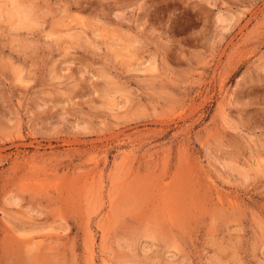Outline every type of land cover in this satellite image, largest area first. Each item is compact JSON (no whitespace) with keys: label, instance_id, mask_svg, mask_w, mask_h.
<instances>
[{"label":"rangeland","instance_id":"obj_1","mask_svg":"<svg viewBox=\"0 0 264 264\" xmlns=\"http://www.w3.org/2000/svg\"><path fill=\"white\" fill-rule=\"evenodd\" d=\"M0 264H264V0H0Z\"/></svg>","mask_w":264,"mask_h":264},{"label":"bare ground","instance_id":"obj_2","mask_svg":"<svg viewBox=\"0 0 264 264\" xmlns=\"http://www.w3.org/2000/svg\"><path fill=\"white\" fill-rule=\"evenodd\" d=\"M23 9V8H22ZM31 9H23L22 10V13H24V17H25V19L28 21V20H30V17L32 16V11H30ZM23 20V22L25 21V22H27L26 20Z\"/></svg>","mask_w":264,"mask_h":264}]
</instances>
